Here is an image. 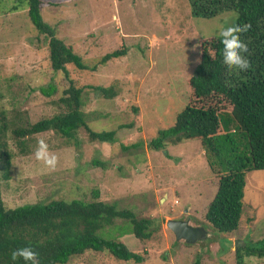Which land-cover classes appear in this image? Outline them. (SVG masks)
Masks as SVG:
<instances>
[{
    "label": "rangeland",
    "instance_id": "obj_1",
    "mask_svg": "<svg viewBox=\"0 0 264 264\" xmlns=\"http://www.w3.org/2000/svg\"><path fill=\"white\" fill-rule=\"evenodd\" d=\"M41 13L87 68L67 65L68 78L52 71L47 40L31 23L27 3L0 1V127L4 125L13 155L8 179L2 176L0 162L6 207L56 199L88 202L97 190L100 200L116 202L137 217L154 220V233L148 240L133 234L119 237L131 251L144 256L141 264H193L195 260L235 264L237 246L264 241V170L246 173L238 229L230 235L218 234L204 224L218 178L206 162L200 140H185L162 150L147 148L185 108L200 42L211 39L202 34L211 33L225 19L234 20L235 12L196 17L187 0H45ZM121 42L126 54L96 67L103 55L121 48ZM70 79L77 86L114 85L117 95L111 99L86 89L81 110L94 131L116 129V141H91L83 129L77 132L76 145L53 131L19 140L13 137V129L65 110L59 98ZM50 85L56 91L46 96L42 88ZM40 141L57 157L54 168L36 159ZM134 143L137 148H122ZM169 219L204 226L209 236L192 245L177 241L166 226ZM126 222L115 221L118 225ZM117 229L112 226L100 233L107 236L114 231L116 237ZM245 263L264 264V258L245 257ZM66 264L135 263L118 260L106 251H86Z\"/></svg>",
    "mask_w": 264,
    "mask_h": 264
},
{
    "label": "trees",
    "instance_id": "obj_2",
    "mask_svg": "<svg viewBox=\"0 0 264 264\" xmlns=\"http://www.w3.org/2000/svg\"><path fill=\"white\" fill-rule=\"evenodd\" d=\"M19 1L27 3L31 23L47 40L51 70L68 78L67 65L86 69L82 57L57 36L54 26L43 20L41 11L45 0ZM187 1L191 14L196 17L209 18L222 10H231L236 14L235 23L250 25L247 31L239 34L247 45L244 55L250 66L243 72L228 68L222 61V44L212 38L201 40L198 63L188 80L185 108L176 115L171 127L159 131L157 137L147 143V148L162 150L185 140H200L206 162L218 178L216 193L204 214V224L213 232L230 235L238 229L242 215L246 173L264 170V0ZM126 51L127 47L121 42V48L103 55L96 67L124 56ZM69 82V87L59 98L64 105L63 112L15 128L13 137L19 140L53 131L71 142L83 129L91 141L114 143L116 129L94 131L81 110L86 89L111 99L117 95L114 85L77 86L73 79ZM55 91L52 85L42 88L46 96ZM19 142L22 146L23 141ZM137 145L122 148H137ZM12 157L3 125L0 127V162L4 179H8ZM92 196L94 199L88 202L56 199L7 208L0 186V264H24L22 259L13 262L11 254L26 246L38 254L40 264H66L86 251H106L121 261L143 263L144 256L131 251L119 237L133 234L139 240H148L154 233V220L137 217L132 210L119 208L116 202L100 200L97 190ZM116 220L127 222L118 225ZM112 226L118 227L116 237L112 236L114 231L103 235V230ZM234 257L235 264H246L245 257L264 258V241L244 242L236 247ZM193 264H199V261L195 260Z\"/></svg>",
    "mask_w": 264,
    "mask_h": 264
},
{
    "label": "clouds",
    "instance_id": "obj_3",
    "mask_svg": "<svg viewBox=\"0 0 264 264\" xmlns=\"http://www.w3.org/2000/svg\"><path fill=\"white\" fill-rule=\"evenodd\" d=\"M250 25H240L228 18L218 25L211 33L202 34L205 39H217L222 44V61L230 69L246 71L249 60L244 53L247 52V45L240 39L239 34L248 30ZM37 160H42L47 166L54 168L57 157L49 153L47 144L39 142V147L35 153ZM13 262L22 259L24 264H40L38 254L31 247H21L11 254Z\"/></svg>",
    "mask_w": 264,
    "mask_h": 264
},
{
    "label": "water",
    "instance_id": "obj_4",
    "mask_svg": "<svg viewBox=\"0 0 264 264\" xmlns=\"http://www.w3.org/2000/svg\"><path fill=\"white\" fill-rule=\"evenodd\" d=\"M166 226L173 233L175 240L190 245L204 241L209 236L204 226H193L187 219H169Z\"/></svg>",
    "mask_w": 264,
    "mask_h": 264
}]
</instances>
